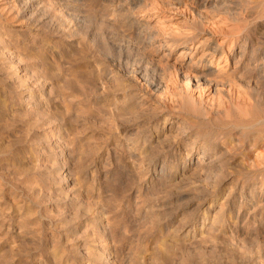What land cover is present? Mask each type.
Segmentation results:
<instances>
[{
  "label": "rangeland",
  "instance_id": "1",
  "mask_svg": "<svg viewBox=\"0 0 264 264\" xmlns=\"http://www.w3.org/2000/svg\"><path fill=\"white\" fill-rule=\"evenodd\" d=\"M246 31L264 0H0V264H264V71L180 68Z\"/></svg>",
  "mask_w": 264,
  "mask_h": 264
},
{
  "label": "bare ground",
  "instance_id": "2",
  "mask_svg": "<svg viewBox=\"0 0 264 264\" xmlns=\"http://www.w3.org/2000/svg\"><path fill=\"white\" fill-rule=\"evenodd\" d=\"M220 10V9H219ZM247 29V28H246ZM242 33V32H241ZM246 33H247V31H246ZM246 33H245V39L243 40V43H241V40H238L237 38H232V40L228 43V45H229V50H227V46H226V44H224V43H218V42H216V43H211V42H208L209 40V38L207 37V38H205V39H201V44H202V46H204V48H202V50H200L199 52H197V50L195 51V52H192V53H190V52H188V51H186V52H184V51H182L181 52V57L184 59L186 56H185V54L183 55V53H190V58H188V60H187V63L185 64V63H181L180 64V68L181 69H185V70H187V78L188 79H191L193 76V73H194V75H196V77H195V80H196V82L197 83H200L201 81H203L204 83H207V84H215V81H217V79H216V77H214L213 78V75L215 74L214 73V71H212L211 70V67L209 66V63H210V59H212V58H214L215 57V55L221 50L223 53H226V51H227V53L228 54H232L233 56H235V54H239V56H238V60H240V59H243V57L245 56V51H246V49H247V45L250 43L251 44V42H250V40H251V32L250 33H247V35H246ZM251 34V35H250ZM260 38V37H259ZM260 41V40H259ZM261 41H264V38H263V40H261ZM214 42V41H213ZM258 42V41H257ZM186 46L188 45L187 43H188V41L187 40H185L184 42H183ZM254 43V42H253ZM260 43V42H259ZM259 43H257L258 45H260ZM262 43V42H261ZM263 44V43H262ZM262 44H261V46H262ZM236 46V45H238V47H240V51L239 52H236L235 50H233V49H231L233 46ZM258 47V46H257ZM198 48V47H197ZM196 48V49H197ZM253 49V48H252ZM251 49V50H252ZM254 51H255V48H254ZM259 52H260V54L262 55L260 58H261V60L259 61V59L257 58V57H255V56H253V55H255V53L253 54H249L250 55V57L247 59V61L244 63L243 61H241L242 63H244L242 66H241V69L243 70L244 68H246L245 66H247L248 65V68H249V65H253V67H255V69L259 66L261 69H263L262 71H264V51H262L261 49L259 50ZM197 54V53H200L199 54V56L196 58V59H193L192 57H193V55L194 54ZM257 53V52H256ZM259 61V62H258ZM258 63V66L256 65ZM179 65V64H178ZM239 66V65H238ZM257 66V67H256ZM251 67V66H250ZM258 67V68H259ZM237 68V67H236ZM240 68V67H239ZM247 69V68H246ZM246 69H244V70H246ZM250 69V68H249ZM255 69H253L254 71H255ZM235 70V69H234ZM237 70H238V68H237ZM252 70V71H253ZM194 71V72H193ZM250 71V73H252L251 72V70H249ZM247 73H249L248 72V70H247ZM249 73V74H250ZM256 73H257V70H256ZM258 73H260V72H258ZM263 74V79H262V81L264 80V72L262 73ZM262 74H260L261 75V77H262ZM233 75V74H232ZM217 76V78H219V77H221V75L220 74H217L216 75ZM251 76V75H250ZM254 76V75H253ZM259 76V75H258ZM236 77V76H235ZM257 77V76H256ZM225 79H226V77H224ZM259 78H260V76H259ZM233 79V78H232ZM219 80V79H218ZM249 80H252V79H249ZM220 81V80H219ZM226 81H228V80H226ZM261 81V80H260ZM261 81V84H263L264 82H262ZM221 84H223V82H224V80H222V78H221ZM234 82V81H233ZM249 82V81H248ZM225 83V82H224ZM229 83V82H228ZM234 84V83H233ZM235 85V84H234ZM264 85V84H263ZM261 86V85H260ZM262 87V86H261ZM264 87V86H263ZM246 93L248 94V96H250V98H252V99H254V100H256V101H259V97L264 93V92H262V94H260V93H256L255 94V91H252L251 89H248L247 91H246ZM263 96V95H262ZM261 96V97H262ZM260 97V99H262ZM263 101V100H262ZM262 101H259V102H257L258 104H257V107L258 106H260L263 102ZM263 111V110H262ZM260 117V116H259ZM250 122V121H249ZM262 125H263V127L262 128H258L257 130V133L256 134H254V137H253V135H251L252 136V139L251 138H249V139H251V141H250V143L248 144V146H256V144L258 143V142H260V141H263L264 142V121H262ZM246 127V126H245ZM245 138V137H244ZM237 142H239V141H237ZM249 142V141H248ZM237 144H239V143H237ZM241 144H243V143H241ZM240 144V145H241ZM264 144V143H263ZM243 146V145H242ZM251 147V148H252ZM259 151H261V150H259ZM262 152V151H261ZM260 161V160H259ZM261 164L263 165V167H264V160L261 162Z\"/></svg>",
  "mask_w": 264,
  "mask_h": 264
}]
</instances>
